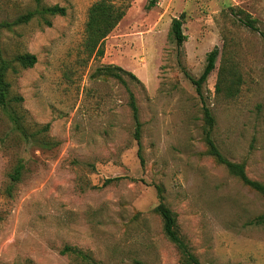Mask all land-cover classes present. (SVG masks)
Returning a JSON list of instances; mask_svg holds the SVG:
<instances>
[{"label": "rangeland", "instance_id": "1", "mask_svg": "<svg viewBox=\"0 0 264 264\" xmlns=\"http://www.w3.org/2000/svg\"><path fill=\"white\" fill-rule=\"evenodd\" d=\"M97 1L41 0L66 16L51 18V27L36 17L2 33L7 59L37 58L8 81L11 97L23 99L12 109L39 135L26 140L0 107V264H86L62 255L67 246L99 264H180L155 212L157 187L201 264H264V225L254 224L264 201L208 154L203 101L192 82L218 48L202 89L213 139L264 184V0H157L151 9V0H109L127 7L126 15L104 55L89 58L85 30ZM36 8V0H0V21ZM181 17L186 41L179 46L171 26ZM112 67L122 69L126 86L106 74ZM221 68L241 78L233 98L216 92ZM128 90L143 124V167ZM18 164L23 175L10 197Z\"/></svg>", "mask_w": 264, "mask_h": 264}, {"label": "trees", "instance_id": "2", "mask_svg": "<svg viewBox=\"0 0 264 264\" xmlns=\"http://www.w3.org/2000/svg\"><path fill=\"white\" fill-rule=\"evenodd\" d=\"M37 8L34 11H29L26 14L21 15L13 22L0 21V41L4 31H11L13 27L29 24L34 18L39 17L42 24L47 27H51V18L58 16H66L67 11L64 7L59 5L45 6L41 3V0H36ZM157 4V0H151L147 9L153 8ZM127 12V7L119 6L112 3L109 0H99L94 3L89 9L88 20L86 23V37L84 42L85 51L89 58L96 56L102 57L104 55V42L107 37L115 30L118 24L123 20ZM242 22L251 30L258 31L256 27V21L251 18L242 20ZM171 38L181 46L186 41V36L183 33V18L174 19L171 26ZM219 57V50L215 48L208 53L206 58V66L203 73L197 80H192L196 86L197 93L200 95L203 101V114L205 120L204 140L208 147V154L212 156L219 164L224 165L228 172L239 179L245 186L252 189L259 194L264 201V184L248 177L246 173L245 165L242 163H234L229 161L217 147L215 140L213 139V130L215 127V118L205 102L203 95V86L207 83L210 75L216 69V63ZM37 63V58L33 54L25 53L17 55L13 59H7L0 44V107L7 114L9 120L13 124L14 128L21 133V135L30 141L35 140L38 133H29L28 128L24 124V118L22 115L12 109V103L20 105L23 102L22 97L10 95V83L8 81V75L18 72V68L21 70H27L33 68ZM107 75L115 78L121 84L126 86V81L123 78L122 69L119 67H112L107 69ZM132 78H135L131 75ZM241 78L237 75V71L234 68H221L218 73V81L216 85V92L218 94H224L227 98H233L236 96L239 90ZM129 91V107L132 114V119L135 125L134 138L138 144V157L140 159L141 166L145 164L143 157L142 147V129L143 124L140 120V111L137 105L135 95ZM50 125H46L42 128L41 132H48ZM49 145V144H45ZM23 165L18 164L9 175L10 184L5 190V194L12 197L16 185L21 181ZM122 178L109 179L105 185L114 181H119ZM159 204L155 208V212L161 217L163 223V233L166 239L172 243L179 253L180 264H201L197 256L191 250L189 244L181 236L178 228L177 217L173 211L166 205L165 198L162 194V189L157 187ZM254 224L258 226L264 225V214L259 215ZM62 255H74L77 259L86 264H99L93 261L90 255L83 251L73 248L65 247L61 251Z\"/></svg>", "mask_w": 264, "mask_h": 264}]
</instances>
